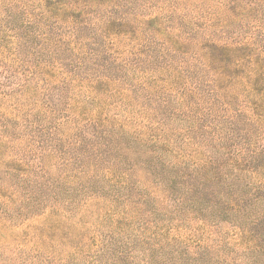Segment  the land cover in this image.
<instances>
[{"label":"rangeland","instance_id":"374dc122","mask_svg":"<svg viewBox=\"0 0 264 264\" xmlns=\"http://www.w3.org/2000/svg\"><path fill=\"white\" fill-rule=\"evenodd\" d=\"M256 59L264 0H0V264H264Z\"/></svg>","mask_w":264,"mask_h":264},{"label":"trees","instance_id":"16d2710c","mask_svg":"<svg viewBox=\"0 0 264 264\" xmlns=\"http://www.w3.org/2000/svg\"><path fill=\"white\" fill-rule=\"evenodd\" d=\"M253 66H254V69L252 71V74L255 76V84L253 85L255 87H257L258 85L260 86H259L258 91L256 92L259 94L258 102L252 104L253 105L252 111L258 116L260 120H264V59H256L253 63ZM258 150L262 152V154H264V146H260ZM258 156L259 154L256 155L255 158H257ZM252 158L248 160H243V161L231 159L229 162L226 163V165L222 164V167H225L224 168L225 170H227L226 167H232V168L235 167L236 169H240V170H244L243 167H247L246 170L250 172L249 176L256 177V175H258L260 171L257 172L256 174L255 169H253V167L259 166V168L261 169V172H264V162H255V160H253ZM218 168H219V165H218ZM261 183L263 184V186H261L260 190H258V193H260L259 191H262V192L264 191V181H262ZM258 193H256V190H252L250 199H247V201H249L250 206L253 204H258V203L264 204V195L258 194ZM233 201L235 202V205H238L237 203L239 202V198L235 197V200Z\"/></svg>","mask_w":264,"mask_h":264}]
</instances>
